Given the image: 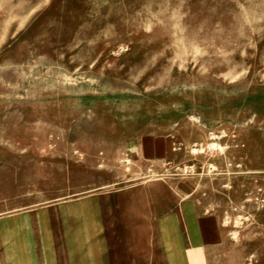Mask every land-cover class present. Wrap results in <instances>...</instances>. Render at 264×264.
Returning a JSON list of instances; mask_svg holds the SVG:
<instances>
[{"label":"rangeland","instance_id":"1","mask_svg":"<svg viewBox=\"0 0 264 264\" xmlns=\"http://www.w3.org/2000/svg\"><path fill=\"white\" fill-rule=\"evenodd\" d=\"M171 186L264 264V0H0V264H123Z\"/></svg>","mask_w":264,"mask_h":264},{"label":"crops","instance_id":"2","mask_svg":"<svg viewBox=\"0 0 264 264\" xmlns=\"http://www.w3.org/2000/svg\"><path fill=\"white\" fill-rule=\"evenodd\" d=\"M141 193L137 203L146 211L135 220L122 219L118 228L127 257L123 264H232L231 258L226 261L232 243L220 215L194 190L186 196L173 186ZM117 202L121 208L126 204L123 198Z\"/></svg>","mask_w":264,"mask_h":264},{"label":"built area","instance_id":"3","mask_svg":"<svg viewBox=\"0 0 264 264\" xmlns=\"http://www.w3.org/2000/svg\"><path fill=\"white\" fill-rule=\"evenodd\" d=\"M255 200H256L258 203H261V204L264 203V197H261V196H255ZM235 209H236V208H235Z\"/></svg>","mask_w":264,"mask_h":264}]
</instances>
